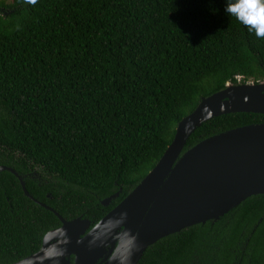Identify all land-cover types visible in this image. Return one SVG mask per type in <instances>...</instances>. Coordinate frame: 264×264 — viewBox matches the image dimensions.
Returning <instances> with one entry per match:
<instances>
[{"label": "trees", "instance_id": "trees-1", "mask_svg": "<svg viewBox=\"0 0 264 264\" xmlns=\"http://www.w3.org/2000/svg\"><path fill=\"white\" fill-rule=\"evenodd\" d=\"M226 0H0V166L65 220L93 227L155 166L201 98L264 81V39ZM264 115L208 120L183 153ZM104 207L101 201L118 193ZM61 225L0 173V264ZM138 264H264V195L169 235Z\"/></svg>", "mask_w": 264, "mask_h": 264}, {"label": "water", "instance_id": "water-1", "mask_svg": "<svg viewBox=\"0 0 264 264\" xmlns=\"http://www.w3.org/2000/svg\"><path fill=\"white\" fill-rule=\"evenodd\" d=\"M233 113L264 115V81L227 83L224 89L201 98L177 123L171 143L155 166L93 227L88 219L65 220L37 202L14 169L0 166V173L13 174L23 194L61 223L43 235L37 252L12 264H120L128 254V232L137 243L131 264H138L145 250L162 238L218 221L247 198L264 195V124L221 132L183 153L187 140L203 123ZM118 196L119 192L102 200V206ZM125 212L127 218L120 223ZM93 236H99L103 244L90 248Z\"/></svg>", "mask_w": 264, "mask_h": 264}, {"label": "clouds", "instance_id": "clouds-1", "mask_svg": "<svg viewBox=\"0 0 264 264\" xmlns=\"http://www.w3.org/2000/svg\"><path fill=\"white\" fill-rule=\"evenodd\" d=\"M22 5L35 6L38 0H18ZM225 13L235 18L243 25L248 32L254 33L258 39H264V0H226ZM127 218V213H122L118 221L123 223ZM128 254L120 264H131V257L137 248L136 236L128 232L127 234ZM69 238L66 243H69ZM80 243V241H78ZM103 244L99 236H93L89 240V247H98ZM63 252H61V255Z\"/></svg>", "mask_w": 264, "mask_h": 264}, {"label": "rangeland", "instance_id": "rangeland-1", "mask_svg": "<svg viewBox=\"0 0 264 264\" xmlns=\"http://www.w3.org/2000/svg\"><path fill=\"white\" fill-rule=\"evenodd\" d=\"M6 3H9L10 2V0H4ZM248 82H250L251 83V81H248Z\"/></svg>", "mask_w": 264, "mask_h": 264}]
</instances>
